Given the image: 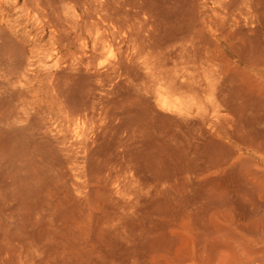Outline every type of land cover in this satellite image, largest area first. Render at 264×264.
<instances>
[{
    "label": "rangeland",
    "instance_id": "obj_1",
    "mask_svg": "<svg viewBox=\"0 0 264 264\" xmlns=\"http://www.w3.org/2000/svg\"><path fill=\"white\" fill-rule=\"evenodd\" d=\"M0 264H264V0H0Z\"/></svg>",
    "mask_w": 264,
    "mask_h": 264
},
{
    "label": "bare ground",
    "instance_id": "obj_2",
    "mask_svg": "<svg viewBox=\"0 0 264 264\" xmlns=\"http://www.w3.org/2000/svg\"><path fill=\"white\" fill-rule=\"evenodd\" d=\"M159 46H160V45H159ZM159 46H156V45H155V46H153V48L155 47L156 49H160ZM166 47H167V46H166ZM155 48H154V49H155ZM161 48H162V47H161ZM171 48H172V47H171ZM163 50H164V49H162L161 51H163ZM156 51H158V50H156ZM170 51H171V50H169V52H170ZM175 52H176V51H175ZM175 52L172 51L171 53L174 54ZM167 53H168V52H167ZM163 54H165V53H163ZM169 54H170V53H169ZM157 55H158V54H157ZM157 55H156V56H157ZM160 55H161V52H160ZM170 56H171V55H169V57H170ZM159 59H160V58H159ZM171 59H172V58H171ZM166 74H167V73H166ZM163 75H165V74H163ZM167 75H168V74H167ZM160 76H161V75H160ZM161 77H162V76H161ZM163 77H164V76H163ZM163 77H162V78H163ZM178 78H179V76H178ZM170 80H172L173 87H174V86H178L179 88L183 87V86H181V84H180V85H177L178 83H177V81H175V79L171 78Z\"/></svg>",
    "mask_w": 264,
    "mask_h": 264
}]
</instances>
